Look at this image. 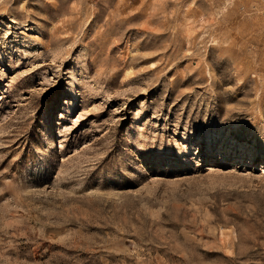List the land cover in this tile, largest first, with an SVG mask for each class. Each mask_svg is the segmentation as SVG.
I'll use <instances>...</instances> for the list:
<instances>
[{
    "label": "rangeland",
    "instance_id": "374dc122",
    "mask_svg": "<svg viewBox=\"0 0 264 264\" xmlns=\"http://www.w3.org/2000/svg\"><path fill=\"white\" fill-rule=\"evenodd\" d=\"M0 264H264V0H0Z\"/></svg>",
    "mask_w": 264,
    "mask_h": 264
},
{
    "label": "snow or ice",
    "instance_id": "6c2138e0",
    "mask_svg": "<svg viewBox=\"0 0 264 264\" xmlns=\"http://www.w3.org/2000/svg\"><path fill=\"white\" fill-rule=\"evenodd\" d=\"M231 147L237 149V150H241L243 149L244 145L241 142H237L231 145Z\"/></svg>",
    "mask_w": 264,
    "mask_h": 264
},
{
    "label": "bare ground",
    "instance_id": "6f19581e",
    "mask_svg": "<svg viewBox=\"0 0 264 264\" xmlns=\"http://www.w3.org/2000/svg\"><path fill=\"white\" fill-rule=\"evenodd\" d=\"M51 112V110L50 111H48V113H50Z\"/></svg>",
    "mask_w": 264,
    "mask_h": 264
}]
</instances>
